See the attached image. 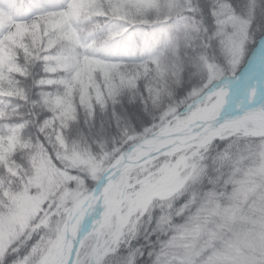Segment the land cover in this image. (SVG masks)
Wrapping results in <instances>:
<instances>
[{"label":"snow or ice","instance_id":"obj_1","mask_svg":"<svg viewBox=\"0 0 264 264\" xmlns=\"http://www.w3.org/2000/svg\"><path fill=\"white\" fill-rule=\"evenodd\" d=\"M103 2L0 0V264H138L145 252L133 247V233L111 230L113 217L125 219V206L129 215L146 212L153 199L174 200L189 186L174 214L182 221L171 213L157 218L162 238L147 253L152 264H256L264 230L250 240L234 229H264V216L252 220L242 209L264 178V144L254 153L259 163L246 170L244 153L231 145L215 156L213 170L204 161L221 141L264 140V104L201 132L218 115L227 70L198 49L186 61L179 35L165 33L161 46L144 28L163 31L175 21L176 33L230 50L235 66L250 36L264 52V0H239L242 13L232 0H107L119 23L99 36V25H84L104 14ZM189 67L199 83L187 82ZM241 79L256 80L264 100V76ZM170 80L182 85L181 95L187 90L180 104L188 111L169 103L152 112L175 94ZM124 97L139 106H124ZM82 125L96 129L93 140ZM260 205L264 212V195Z\"/></svg>","mask_w":264,"mask_h":264},{"label":"clouds","instance_id":"obj_2","mask_svg":"<svg viewBox=\"0 0 264 264\" xmlns=\"http://www.w3.org/2000/svg\"><path fill=\"white\" fill-rule=\"evenodd\" d=\"M101 7L104 10L103 15H98L94 17L91 21L85 22V27H90L92 25H99L97 29V34L99 36H103L108 28L116 23H119L116 19L113 18L109 8L107 0H104ZM151 17V14L149 15ZM130 31L136 32L137 29L135 27L131 28ZM144 31L149 33V41L151 42L153 38L158 39L160 45L162 46L165 39L166 34H173L180 36V43L182 49V56L186 61H190V53L198 49L199 55L207 56L210 60H217L223 63L225 67L226 74L222 73L225 76L223 83L219 84V88L217 91L219 92V105H218V115L215 118L209 119L207 123H205L204 128H200V131L203 132L205 129H213L222 124L225 120L233 118L235 116L241 115L243 110L251 107H259L261 104H264V100L261 99L260 95L257 93V81L256 80H243L242 77L252 72L251 60L252 54L256 51V45L253 43L252 37H248L247 49L242 53L238 62L235 66L232 65L231 56L232 52L222 51L217 53L212 47H204V39L202 37H185L182 33H176L174 26L171 24L165 25L164 30L161 31L160 26H146ZM139 40V36L136 37ZM211 43V41H209ZM188 76L187 82L189 84L196 82L199 83L202 77H196L192 75L193 69L190 67L187 68ZM217 81L219 82V78L217 77ZM205 86L211 84V80H207L204 82ZM169 86L174 90V95L169 97L165 96L162 98L160 102V107L152 108V112L158 113L160 108L167 106L169 103L176 104L178 107L184 109L185 112L188 111L184 105L180 104V101L185 100L188 95L187 90L184 91L183 95L180 94L181 86H177L174 80L169 81ZM202 90V89H201ZM255 97V98H254ZM124 106H139V105H129L128 97H124ZM203 123V122H202ZM199 127V126H197ZM84 134L89 138V140H93L96 136V129L89 130L86 126H81ZM260 144H264V140L253 139L250 137H233L231 140L227 142H219L216 144L212 151L209 152L206 156L204 163H206L209 167V170H213L215 168L214 158L218 154V152H223L225 148H228L231 145V151L234 154L244 153L246 160L242 164L243 169H247L248 167L255 166L259 163L258 158L254 153L258 152V146ZM223 145V146H221ZM248 145L253 146V151L251 153L246 152L245 149ZM228 169L225 168V172ZM258 183V192L249 198V200L242 205L243 213L250 217L252 220H259L262 216H264V212L261 211L260 205V197L264 195V178H257ZM195 190H199V185L194 186ZM194 190L193 186H189V189L178 195L174 200H160L153 199L145 210L138 209L136 212L128 214V209L125 206L122 208L121 216L125 217V219H121L120 217H113L112 219V231L115 230H123L125 236L127 238L129 233H133L136 237V240L133 243V247H139L144 252L145 255L142 259L138 260V264H152V260L154 257H149L147 253L149 251H155L158 249V245L156 241L161 237L159 228L157 226V218L161 214H173L174 219L178 222L182 221L183 218L175 217L176 209L183 203L186 196ZM171 204L172 207L169 208L168 205ZM255 204V206H254ZM99 215V209L92 212L88 219L85 221V228L90 229L92 226V221L95 220ZM264 230L261 229L259 225H254L251 223L248 224H237L235 226L234 232L239 233L242 231H247L249 233V239L255 240L258 238L259 233ZM108 236L105 233V236L101 238V242L106 239ZM226 239H233L234 233L229 232L225 234ZM222 242H217V247H221ZM128 251V245L123 244L121 255H126ZM242 253L247 256L251 255V250L242 243L241 246ZM256 264H264V251L257 250L255 253Z\"/></svg>","mask_w":264,"mask_h":264},{"label":"bare ground","instance_id":"obj_3","mask_svg":"<svg viewBox=\"0 0 264 264\" xmlns=\"http://www.w3.org/2000/svg\"><path fill=\"white\" fill-rule=\"evenodd\" d=\"M251 67L252 72L250 74L256 77L264 76V52L256 50L252 54Z\"/></svg>","mask_w":264,"mask_h":264},{"label":"trees","instance_id":"obj_4","mask_svg":"<svg viewBox=\"0 0 264 264\" xmlns=\"http://www.w3.org/2000/svg\"><path fill=\"white\" fill-rule=\"evenodd\" d=\"M209 2L211 4L212 3V0H209ZM232 3H233L234 6H236L237 12L238 13H242V11H243L242 8H240L238 6L239 0H232ZM209 16H211V12L209 13ZM214 20H215V18L213 17L212 18V24H211V29H210L209 35H211L212 34V30H214L217 27L216 24H215V22H214ZM170 24L173 25V26H175V21H171ZM212 44H213V49L216 50L217 53H219V51L217 49V45H216V41L215 40L212 41Z\"/></svg>","mask_w":264,"mask_h":264}]
</instances>
